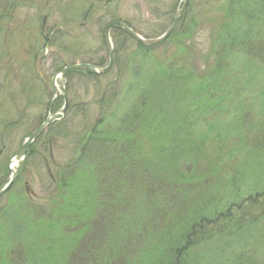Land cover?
<instances>
[{
    "label": "rangeland",
    "instance_id": "rangeland-1",
    "mask_svg": "<svg viewBox=\"0 0 264 264\" xmlns=\"http://www.w3.org/2000/svg\"><path fill=\"white\" fill-rule=\"evenodd\" d=\"M232 1L189 0L170 38L147 51L114 29V62L107 73L82 70L58 78L67 110L13 167L18 177L0 198V264L100 263L104 253L96 238L120 213L116 191L141 183L142 176L128 173L136 164L153 165L161 149L217 167L226 187L221 205L263 190L264 169L252 148L264 129V65L239 45L220 49L219 37L230 33L223 26L234 11ZM241 1L250 7L232 18L239 24L235 34L243 40L264 38V0ZM183 4L0 0V191L11 179V160L46 121L50 105L51 113L64 107L62 97H54L55 74L77 64L106 68L108 25L123 22L142 38L157 39ZM218 55L227 56V79L234 78L240 102H216L209 92ZM238 141L243 149L236 147ZM169 144L173 147L165 148ZM128 208L127 203L129 215ZM79 250L97 252L81 261L74 254ZM238 251L264 260V219L234 237L199 244L189 260L219 264Z\"/></svg>",
    "mask_w": 264,
    "mask_h": 264
},
{
    "label": "trees",
    "instance_id": "trees-1",
    "mask_svg": "<svg viewBox=\"0 0 264 264\" xmlns=\"http://www.w3.org/2000/svg\"><path fill=\"white\" fill-rule=\"evenodd\" d=\"M232 4L234 11L229 23L223 26L230 33L229 36L219 37L220 49L225 50L228 44L231 48L239 45L249 52L252 61L263 66L264 38L243 40L241 35L235 34L240 32L236 28L239 24L232 18H235L242 8L246 11L245 7L250 5L241 0H233ZM143 48L146 51L152 49ZM217 57L220 67L215 69L216 75L210 74L214 84L209 88V92L214 93L216 102H240L238 91L232 83L234 78L227 79L230 74L225 62L227 56ZM87 71L95 73L92 70ZM207 76L206 74L204 79ZM262 93L264 96V88ZM144 104L145 102L142 105ZM134 115V120L140 119L139 113ZM142 119L141 117V121ZM150 125L153 128L152 124ZM149 136L153 137L152 141L156 140L154 133H149ZM239 142L236 147L243 149L244 146ZM172 147L169 144L165 148ZM252 150L255 152L253 155L261 159L264 169V129ZM156 154V164L149 167L136 164L128 173L133 177L136 174L142 176L144 179L141 183L136 182L128 191L123 186L121 193L116 191L119 205H122L120 213L110 218V226L102 228L101 234L96 238L98 251L101 249L104 253L98 264H202V260H189L192 251L199 244L222 235L234 237L247 228L257 226L264 219V188L221 205L219 195L225 184L218 181L217 167L212 168L210 163L201 157L177 156L175 151L169 149H161ZM225 154L228 155L229 151ZM121 160L126 163L122 157ZM102 169H105L104 166ZM242 175L245 177L244 173ZM220 186L222 187L219 188ZM105 190L104 192L115 195L111 190L108 192L109 188ZM127 192L130 194L129 199H126L129 197ZM127 203L132 216L128 215L125 209ZM69 224L70 222L67 225ZM86 224L87 222L83 226ZM85 252L76 251L75 259L90 261L97 251L88 255H84ZM219 264H264V260L254 253L249 255L245 251H238L232 258Z\"/></svg>",
    "mask_w": 264,
    "mask_h": 264
},
{
    "label": "water",
    "instance_id": "water-1",
    "mask_svg": "<svg viewBox=\"0 0 264 264\" xmlns=\"http://www.w3.org/2000/svg\"><path fill=\"white\" fill-rule=\"evenodd\" d=\"M188 4H189V0H184V4H183L182 8L175 13V15L171 21L170 27L168 28L166 33L157 39H144L141 36L137 35L131 28H129L123 22H115V23L108 25L105 29V32H104V42H105V45L107 47L108 54H109V64L106 68L101 69V68L95 67L93 65L77 64V65L67 66V67L63 68L62 70H60L57 74H55V76L52 79V89H53L56 96L62 95V97L64 98V101H65V106L59 112L54 113V114H50L48 116V118L46 119V121L26 140L25 145L22 147V149L17 154V156H15L13 158V160H11V162H10L11 179H10L9 183L0 191V198L10 190V188L13 186V184L15 183V181L18 177L19 172H18V170H14L13 166H15V165L20 166L21 162L25 160L31 145L48 128V126L52 122V119L57 117V116L64 115V113L67 110L68 99H67V96L65 94H62L57 87L58 78L64 77L69 72L80 71V70H94L99 74L107 73L112 68L113 62H114L113 45H112L110 36H111L112 30L116 29V28L122 29L129 37H131L133 40H135L137 43H139L140 45H142L145 48H154V47L160 46L161 44H163L164 42H166L170 38V36L172 35V33L175 30L178 19H180L184 15V13L186 12ZM47 50H49V49H47Z\"/></svg>",
    "mask_w": 264,
    "mask_h": 264
},
{
    "label": "flooded vegetation",
    "instance_id": "flooded-vegetation-1",
    "mask_svg": "<svg viewBox=\"0 0 264 264\" xmlns=\"http://www.w3.org/2000/svg\"><path fill=\"white\" fill-rule=\"evenodd\" d=\"M54 97H55V94H54ZM64 103H65V102H64ZM51 107H52V104H51V105H50V107H49V114H50V113H51V111H52ZM54 113H56V112H54ZM48 116H49V115H48ZM39 126H41V125H39ZM50 127H51V126H50ZM50 127H49V128H50ZM38 128H39V127H38ZM38 128H37V129H38ZM49 128H48L46 131H48V130H49ZM46 131H45V132H46Z\"/></svg>",
    "mask_w": 264,
    "mask_h": 264
}]
</instances>
